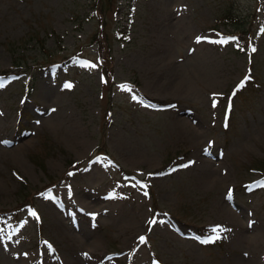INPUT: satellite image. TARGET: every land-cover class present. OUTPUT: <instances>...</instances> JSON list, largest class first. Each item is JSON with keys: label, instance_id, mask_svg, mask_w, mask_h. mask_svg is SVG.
Instances as JSON below:
<instances>
[{"label": "rangeland", "instance_id": "1", "mask_svg": "<svg viewBox=\"0 0 264 264\" xmlns=\"http://www.w3.org/2000/svg\"><path fill=\"white\" fill-rule=\"evenodd\" d=\"M97 1L0 0V70L12 67L13 44L49 64L68 57L66 67L37 72L34 94L0 79V121L7 119L0 122V264H264V251L248 239L255 230L241 231L218 213L231 198L264 229V186L243 185L264 160V0H112L106 12L100 0L117 79L109 86L92 65ZM228 15L238 24L220 19ZM241 24L260 45L253 67L234 47ZM124 25L126 38H118ZM204 52L213 67L198 65ZM159 56L165 64L155 65L157 74L149 59ZM251 68L256 81L234 103L232 91ZM113 103L107 126L104 111ZM176 116L195 122L198 143L174 124ZM45 136L53 143L40 156L43 167L30 154ZM100 139L110 154L93 158ZM23 142L24 167L2 150ZM202 155L224 176L219 184L201 174L204 161L194 158ZM72 160L84 165L67 175ZM117 164L134 175L124 177ZM19 192L34 205L17 210ZM153 204L161 209L154 219ZM131 212L140 215L137 229L125 227ZM216 228L229 231L214 239Z\"/></svg>", "mask_w": 264, "mask_h": 264}, {"label": "bare ground", "instance_id": "2", "mask_svg": "<svg viewBox=\"0 0 264 264\" xmlns=\"http://www.w3.org/2000/svg\"><path fill=\"white\" fill-rule=\"evenodd\" d=\"M170 2H166L164 4L165 6V13L167 14L168 18H167V23H171V27H174L175 25L173 24L171 17H172V13H171V9H170ZM170 27V28H171ZM187 27V26H186ZM168 28V27H167ZM159 42L161 43L163 40L161 37L158 36ZM161 56H159L157 59L156 57L152 59H149L150 64H152V72H157L155 65L157 66V64L159 62H162L165 64V58H160ZM155 59V60H154ZM199 64L201 66H205L208 68H211L215 65V60H213V58L206 52H204L201 56L200 59H198ZM201 73L205 74L204 71H201ZM157 74H159L157 72ZM175 75H179L180 72H174ZM180 76H183V74H180ZM175 82V81H174ZM183 83L185 82V78H182L181 81H179V85H183ZM171 84V83H169ZM176 85V86H179ZM166 87V85H165ZM168 88V87H166ZM165 88V89H166ZM50 120V118H48ZM3 120H7L6 118H2ZM0 121V122H2ZM195 122L188 120L187 118H179V117H175L174 118V124H176V126L180 129V131L184 134H187L189 137H191V140H193L195 143H198V138H200L201 133L200 130L198 128V126H196L194 124ZM4 126H9L7 122H3L2 123ZM9 139H6L5 142H9ZM14 141H16V139H14ZM2 142V140L0 139V143ZM25 145V142H23L22 144H18L17 146H14L12 148H7V147H2V150L4 152H12L13 154H17L16 157L18 158V161L21 162L22 167L25 166V164L22 162L21 160V153L23 151L24 148L21 147V145ZM20 146V147H19ZM209 153H211L210 151H207ZM194 161H204V163L200 166V172L201 174L211 183H213L214 185L219 184L224 176L217 174L216 170L214 168H212V160L209 158H204V156H200L197 157L196 159L194 158ZM23 163V164H22ZM24 165V166H23ZM72 208L74 209V205L72 204ZM83 208V207H82ZM84 211H86L85 213H88V210L83 209ZM218 210H219V214L229 223L233 224L234 226H240L241 227V231H244L243 227L244 225H250V223L252 222L251 219L248 217H246L238 208L235 207V204H232L231 202L228 201H223L219 206H218ZM71 218H76L75 216L71 215ZM140 215L138 214H134L133 212L129 213L127 216V222H129L128 224L125 225V227L130 228L132 226V228L137 229V227L140 225ZM243 227V228H242ZM250 228H252L253 230H255L254 234L252 236H250L248 239H250V241H252V244L254 246H256L257 248H259L260 250L264 251V229H262L261 227H259L258 225H254V223H252L251 226H249ZM243 237V232H242V236ZM243 261L246 264H250V259H244Z\"/></svg>", "mask_w": 264, "mask_h": 264}, {"label": "snow or ice", "instance_id": "3", "mask_svg": "<svg viewBox=\"0 0 264 264\" xmlns=\"http://www.w3.org/2000/svg\"><path fill=\"white\" fill-rule=\"evenodd\" d=\"M199 39H201V38H198V40ZM221 42H223V41H221ZM252 51L254 52L255 51V48H253ZM93 67H95V65H93ZM68 87H71V85H68ZM122 87H127V86H122ZM128 90L131 91V88L128 87ZM133 99H137V97L136 96H133ZM213 106H215V103L213 104ZM186 166L187 165H183V167H186ZM69 174L71 175V173H69ZM261 186H264V184H262ZM145 195H147V193H145ZM32 215L35 216L36 213L33 212ZM151 223L155 224V223H157V221L156 220H153V221H151ZM220 231H229V230L228 229H220V228L213 229V232L216 233L214 239H220L221 238L220 235H219ZM144 240H145V237H143V236L140 237V241L141 242H144ZM49 247H51V246L49 245Z\"/></svg>", "mask_w": 264, "mask_h": 264}, {"label": "trees", "instance_id": "4", "mask_svg": "<svg viewBox=\"0 0 264 264\" xmlns=\"http://www.w3.org/2000/svg\"><path fill=\"white\" fill-rule=\"evenodd\" d=\"M228 17L231 18V19L233 20L234 23L236 22L234 16H230V15H228ZM18 59L21 60V61H19ZM15 60H16L15 63H16L17 65H19V66H25L24 61H23L21 58L17 57Z\"/></svg>", "mask_w": 264, "mask_h": 264}]
</instances>
